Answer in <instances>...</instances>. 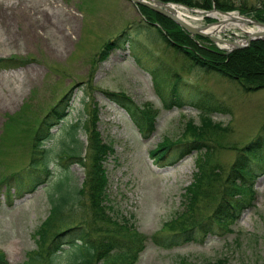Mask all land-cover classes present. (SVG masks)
Listing matches in <instances>:
<instances>
[{
    "label": "rangeland",
    "instance_id": "obj_1",
    "mask_svg": "<svg viewBox=\"0 0 264 264\" xmlns=\"http://www.w3.org/2000/svg\"><path fill=\"white\" fill-rule=\"evenodd\" d=\"M43 1L45 4L40 5L37 0H0V10L10 6L18 12L24 5L37 6L31 24L22 22L18 13L11 14L9 8L6 19L0 13V180L27 166L31 137L41 118L68 95L70 110L66 120L54 129L48 143L49 169L53 172L48 191L55 185L57 175L68 176L71 201L62 214L65 226L82 223L96 239L104 236L100 222L90 223L97 210L92 208L89 195L85 192L82 198L74 193L75 188H81L84 168L73 163L63 170L56 157L60 149L70 145L65 130L79 121L89 123L94 111L99 117L97 131L112 150L103 162L107 183L102 203L108 216L118 221L116 225L102 226L113 235L144 238L145 248L139 252L135 264H264V173L254 181L251 198L248 194L245 196V208L226 230L207 236L203 243H182L168 249L154 243L152 237L169 233V226L180 219L178 216L189 213L184 195L194 175L199 173L197 156L192 153L175 165L162 168L150 156L163 142L191 136L189 126L205 125L202 113L194 107L164 108L154 88L156 83L168 92L173 79H177L185 100L199 95L203 100L211 97V105L222 103L226 111H211L213 124L206 134L219 143H233L237 148L251 142L264 124V89L247 93L229 79L191 69L188 59L160 42L156 28L142 24L140 5L134 6L126 0ZM231 2L235 8L264 4V0ZM201 18L183 19L204 31L207 25L217 21L213 17ZM243 30L257 29L243 26ZM122 32L126 33L129 44L123 49L112 47L101 55L104 45L114 42ZM208 35L239 43L245 38L238 27ZM201 38L210 40L206 36ZM121 39L119 36L118 40ZM219 47L227 48L223 44H218ZM106 93H123L142 109L148 107L156 115L155 131L150 137L143 136L126 111L110 102ZM76 139L80 157H84L88 147L86 133L80 129ZM213 155L220 165L219 176H223L235 156L234 150L221 148ZM215 162L212 159V164ZM38 177L43 179L40 174ZM39 184L28 188L16 200L13 188L9 197L6 187L0 190V252L4 253L7 264H23L28 253L38 250L35 233L50 211L44 190L46 184ZM216 191L197 204L196 219L202 220L211 214L218 200ZM117 223L126 227V231ZM69 256L70 250L65 247L57 259L64 264Z\"/></svg>",
    "mask_w": 264,
    "mask_h": 264
},
{
    "label": "trees",
    "instance_id": "obj_2",
    "mask_svg": "<svg viewBox=\"0 0 264 264\" xmlns=\"http://www.w3.org/2000/svg\"><path fill=\"white\" fill-rule=\"evenodd\" d=\"M128 1V0H127ZM167 3L185 4L190 7L200 9H217L225 11H236L248 16L253 20L264 23V4L260 7H234L231 0H162ZM143 25L156 28L158 39L166 47L174 49L183 59H188L191 69H200L205 74H215L224 79H229L243 91L257 92L264 89V41H253L248 48L238 49L227 56L218 47H215L207 38L190 36L187 32L178 27L173 21L159 16L151 10L139 6ZM126 33L122 32L113 42L109 41L100 51L105 55L108 49L115 47L123 49L129 44ZM118 45V46H116ZM2 61V60H1ZM5 62V61H3ZM1 63V62H0ZM162 87V88H161ZM170 87V86H169ZM168 87V88H169ZM156 92L159 93L163 101L164 108H182L189 105L198 109L202 113V127L189 124L191 136L179 139L176 142L170 140L157 145L156 149L150 152V156L156 159L159 166L166 167L175 165L181 159L196 153V165L199 173L194 175V180L187 187L184 197L185 207L188 214L181 213L180 219L169 226V233H160L157 237H152L154 243L170 249L182 243H203L207 236H214L227 229L228 225L235 221L237 214L245 208L247 197L251 198L254 181L264 173V124L260 132L241 148H237L233 143L222 144L206 134V130L212 127V120L209 114L212 112L226 111L224 105H211V97L199 99L194 96L188 101L179 92L177 79H173V85L164 92L163 86L155 84ZM164 93H163V92ZM110 100L123 108L132 122L138 127L143 136L148 137L155 131V114L149 108H141L131 101L125 94L106 93ZM69 97L59 100L51 107L47 114L41 118L36 132L31 137V155L26 167L7 174L0 180V190L6 187V196L14 189L15 195H21L28 188L37 185L47 184L44 190L47 191L48 203L50 205L49 217L46 218L36 231L37 251H31L26 256L23 264H60L57 256L68 247L70 250L69 259L64 264H135L138 254L144 246V238L129 235H113L111 230L105 229V223L116 225L117 220L111 219L103 206L106 186V170L103 167L108 151L106 142L97 131L96 124L99 117L92 111L90 122H76L65 130L67 140L70 145H65L56 154L58 164L63 170L68 166L77 163L84 168L85 175L80 189H74V193L82 196L85 192L89 195L92 208L97 210L92 214L90 223L101 224L103 230L102 237L96 239L91 236V230L87 225L73 224L65 226V217L62 216L67 202L71 201V196L67 189L68 176L60 173L56 176L55 185L49 190L50 176L49 159L51 150L48 143L53 138L54 129L58 128L66 120V114L70 110ZM212 123V124H211ZM209 127V128H208ZM82 129L88 139L87 153L80 157L79 141L76 139L77 132ZM150 137V136H149ZM232 149L235 156L224 171L223 176H219L220 165L214 160L213 153L217 149ZM213 161L217 164H212ZM43 176V179L38 177ZM38 177V178H36ZM219 187V188H218ZM218 190L216 191V189ZM216 191V204L209 216L202 220L196 219V209L198 203L207 200ZM211 193V194H210ZM200 204V203H199ZM108 209H110L107 206ZM177 217V218H178ZM110 223V224H109ZM118 227L126 231V227ZM126 225V224H125ZM178 225V226H177ZM106 231V232H105ZM113 251H118L113 253ZM119 260V261H118ZM0 264H7L4 253L0 252Z\"/></svg>",
    "mask_w": 264,
    "mask_h": 264
},
{
    "label": "water",
    "instance_id": "obj_3",
    "mask_svg": "<svg viewBox=\"0 0 264 264\" xmlns=\"http://www.w3.org/2000/svg\"><path fill=\"white\" fill-rule=\"evenodd\" d=\"M133 5L135 6H142L147 8L148 10H151L158 14L159 16L165 17L171 22L173 21L178 27H181L184 29L186 32H188L190 35H198L201 37H209L210 40L213 42L218 47V44H223L226 45L227 48L223 49L219 47L220 49L224 50L226 55L233 52L237 51L238 49H244L248 48V45L253 42V41H259L262 40L264 41V23L260 21H256L251 19L250 17H245L239 14L237 11L236 12H222L220 10H217L216 8H213L212 10L209 11H199L192 9L186 5H178L174 3H167L163 2L161 0H129ZM177 9H176V8ZM179 9H184L188 12H194L198 15H201L202 17H208L212 18L208 13H218L221 16H233L231 18V21H238L239 24L242 26H254L257 30L256 32H246L242 28L238 27L240 32L245 36L244 39H242V42H235V41H230V40H225V39H220V38H213L212 36L208 34L203 33V28H199L196 26H191L188 22H186L183 18H180V16L177 15V10ZM217 19V18H214ZM220 21L217 19L215 23H212L210 25H207L208 27H215V26H221L219 25Z\"/></svg>",
    "mask_w": 264,
    "mask_h": 264
},
{
    "label": "bare ground",
    "instance_id": "obj_4",
    "mask_svg": "<svg viewBox=\"0 0 264 264\" xmlns=\"http://www.w3.org/2000/svg\"><path fill=\"white\" fill-rule=\"evenodd\" d=\"M37 1L39 2L40 5L45 4V1H43V0H37ZM16 4H17V2L15 3V5ZM8 8L10 9V6H8L5 9L0 10V13H1L3 19L7 18L6 11L9 10ZM9 11H10L11 14L18 13V15L22 17V22L31 24V18L34 16V14L36 15L37 6L36 5H32V4L31 5H24L23 7L18 8V12H15V11H13L11 9ZM177 15L180 16V18L183 17L185 20H187V18H190L191 20H201L202 19L201 16H195V15L191 16L189 14V12L186 11V10L178 11ZM208 15H210L213 18H217L220 21L219 25H221V26L207 27L206 31L203 30L204 34L205 33L213 34L215 32L221 31V29H226V28H229V27H234V28L240 27V28L243 29V26L241 24H239L238 21H234V22L231 21V18L233 16H236V15L221 16V15L215 13V12L214 13H208ZM45 16L46 15L43 14L42 15V19H44ZM248 32H256V31L253 30V31H248Z\"/></svg>",
    "mask_w": 264,
    "mask_h": 264
}]
</instances>
